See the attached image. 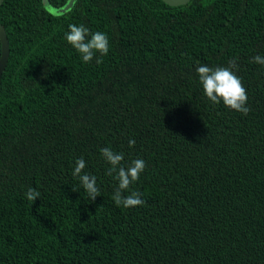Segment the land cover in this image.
I'll list each match as a JSON object with an SVG mask.
<instances>
[{"label": "trees", "instance_id": "1", "mask_svg": "<svg viewBox=\"0 0 264 264\" xmlns=\"http://www.w3.org/2000/svg\"><path fill=\"white\" fill-rule=\"evenodd\" d=\"M69 1L0 5V264H264V65L251 62L264 56V0L60 11ZM69 24L107 34L103 63L82 62ZM234 57L247 116L213 106L196 73L197 61ZM104 147L125 166L145 161L131 188L142 206L114 204ZM80 157L100 188L93 202L72 176Z\"/></svg>", "mask_w": 264, "mask_h": 264}, {"label": "clouds", "instance_id": "2", "mask_svg": "<svg viewBox=\"0 0 264 264\" xmlns=\"http://www.w3.org/2000/svg\"><path fill=\"white\" fill-rule=\"evenodd\" d=\"M65 41L79 54L83 63L88 64L95 59L96 64L103 63V57L109 52V38L105 32H91L83 24H69L64 35ZM251 62L264 65V56L255 55ZM239 70L237 58H232L226 67H209L197 61L196 73L202 87L203 95L213 105L223 104L224 107L247 116L251 109L247 106V92L240 77L236 75ZM135 145L134 139H129L128 147ZM103 160L109 165L106 175L112 176L117 181L111 199L117 207L124 209L142 206L145 202L141 194L131 190L145 170L143 159L131 160L124 165V153L114 151L110 147L100 149ZM72 176L77 178L91 202L100 196V188L94 175L84 171L86 161L80 157L74 162ZM74 191V190H73ZM41 193L29 187L25 193L28 201L32 203L40 197Z\"/></svg>", "mask_w": 264, "mask_h": 264}, {"label": "water", "instance_id": "3", "mask_svg": "<svg viewBox=\"0 0 264 264\" xmlns=\"http://www.w3.org/2000/svg\"><path fill=\"white\" fill-rule=\"evenodd\" d=\"M166 4L170 6H180L188 3L190 0H163ZM3 0H0V5ZM74 0H70L66 6H64L60 11H66L71 8ZM0 44H1V55H0V79L1 75L7 65L9 57V41L6 32L2 25H0Z\"/></svg>", "mask_w": 264, "mask_h": 264}, {"label": "rangeland", "instance_id": "4", "mask_svg": "<svg viewBox=\"0 0 264 264\" xmlns=\"http://www.w3.org/2000/svg\"><path fill=\"white\" fill-rule=\"evenodd\" d=\"M59 10H60V9H52V8L50 9V11H51L52 13H54V12L57 13V12H59Z\"/></svg>", "mask_w": 264, "mask_h": 264}]
</instances>
